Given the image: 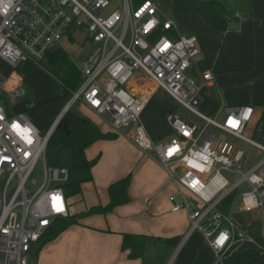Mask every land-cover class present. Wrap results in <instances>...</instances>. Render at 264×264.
Returning <instances> with one entry per match:
<instances>
[{
  "label": "built area",
  "instance_id": "obj_1",
  "mask_svg": "<svg viewBox=\"0 0 264 264\" xmlns=\"http://www.w3.org/2000/svg\"><path fill=\"white\" fill-rule=\"evenodd\" d=\"M109 7V0H0V61L14 71L41 66L55 51L65 53L63 41H77L79 30L85 32L84 41L96 44L84 62L73 63L82 83L45 132L26 112L13 114L25 91H9L0 77V264H29L33 246L70 214L66 168L44 166L43 181L34 192L28 183L75 102L113 133L130 129L129 137L143 153L154 151L175 185L168 198L171 211L186 212L190 232H201L218 260L243 244L264 252L258 238L249 237L229 216L233 208L255 212L264 225V122L254 121L251 105L227 107L222 122L199 112L202 88L214 85L213 71L197 67L198 37L182 35L156 0H122L121 10L105 14ZM192 69L198 77L190 75ZM139 74L202 123L176 111L168 117L175 136L154 143L141 121L147 98L132 84ZM247 131L262 142L248 137ZM231 139L260 152L261 158L247 171L250 162ZM224 173L237 178L230 183ZM225 205L229 213L221 211ZM259 239L264 241V231Z\"/></svg>",
  "mask_w": 264,
  "mask_h": 264
},
{
  "label": "crops",
  "instance_id": "obj_2",
  "mask_svg": "<svg viewBox=\"0 0 264 264\" xmlns=\"http://www.w3.org/2000/svg\"><path fill=\"white\" fill-rule=\"evenodd\" d=\"M200 1L185 0L191 22L186 20L178 25L173 19L182 35L194 34L199 39L201 54L195 62L197 67L209 66L213 71L214 85L202 88L199 107L207 117L218 121L224 118L227 107L251 105L255 109L254 121L263 122L264 0H219L227 10L233 11L229 12L232 18L226 32H220L204 21L197 11ZM173 10L180 19L177 8L173 7ZM22 68L27 67L17 71ZM11 72L14 73L12 69ZM190 75L198 77L195 69L190 71ZM132 84L135 92L146 98L161 90L141 74ZM161 97L170 104L166 113L170 115L176 102L163 90ZM97 127L102 132H112L100 121ZM170 129L168 134L174 137L175 132ZM165 139L159 137L154 140L163 143ZM103 141H97L85 151L87 159L97 155L100 158L90 171L91 179L82 180L81 193L74 197L76 203L80 202L79 208L70 215L82 217L78 224L44 245L35 264H142L139 259H128L127 253L121 250L122 234L127 233L160 238L168 251L162 264H224L218 260L201 232H190L186 212L171 211L168 198L175 192V185L157 160L124 138L113 142ZM117 141L122 145L120 148L114 145ZM111 148L115 149L114 156L108 154ZM128 175L131 177L127 190L128 203L116 207L107 215L85 214L90 210L88 208L106 205L109 202L107 189L110 184ZM71 198L70 207L73 203ZM86 199H89L88 202ZM73 241H78L80 246L70 247ZM230 250L258 252L238 264H264V252L248 244L234 246Z\"/></svg>",
  "mask_w": 264,
  "mask_h": 264
},
{
  "label": "rangeland",
  "instance_id": "obj_3",
  "mask_svg": "<svg viewBox=\"0 0 264 264\" xmlns=\"http://www.w3.org/2000/svg\"><path fill=\"white\" fill-rule=\"evenodd\" d=\"M109 1H110V7L105 12V14L122 9V0H109ZM156 1L158 2V5L161 8V10L169 18L175 19V21L178 22V25H182V23L186 20H189L191 22V18L188 12L189 7L186 6L185 0H156ZM201 1H207V0H201ZM173 7L177 8V11L180 14V19L177 17V14L173 10ZM233 8L235 9L237 8V6H233ZM227 11L230 13L233 12L229 10ZM84 33H85L84 31L79 30V32H77L76 34L78 35V38L77 41L75 42H70L67 39L63 41L65 53L69 57L70 61L72 63H76L77 65L84 62V60L87 59V57L91 55L94 49L96 48V44L90 43L86 40L84 41L83 38ZM45 62L46 61L42 62V66L35 65L32 67H28L29 69L22 68L20 71L13 70L14 73L11 72V69L9 67L5 66L4 64H0V76L2 79L6 80L9 91L23 89L26 94L24 98L18 100L17 104L13 106L12 108L13 114L21 113L30 107H34L37 110V114L33 116V114L28 115V113H26V115L29 118V120L32 122V124L40 132H45L47 130L54 115L71 98V96L67 100L63 98V87L53 76L50 75L49 71H47L43 67ZM141 76L143 75L141 74ZM161 94H162V89L157 90L155 93H152L151 96L147 98V103L145 106V110L142 114L141 121L146 133L152 140L159 137H164L166 139L163 141V143H166L172 138L171 134H168L169 132H171V129L170 126H168L169 115L166 114L170 104L167 103V101L161 97ZM71 109L77 112V117L80 120L89 121L94 126L99 125L98 119L94 117V115L89 110H87L84 107H81L79 102H75L72 105ZM173 109L174 110L171 114L177 111L179 115L188 118L191 122L202 123L201 120L196 118L193 114H191L184 108H179L177 103L176 105L174 104ZM198 110L200 113L205 115L200 107ZM222 120L223 118L218 119L219 122H222ZM263 122H264V111H263ZM128 130L124 133L119 134L115 140H118L119 138L120 139L124 138L130 144H132L134 147L140 150L129 137ZM246 135L252 138L254 141L260 143L262 142L258 137L252 136L250 131H247ZM115 140H111V141L105 140L103 142H113ZM230 141L237 149L243 151L247 159L249 160L250 164L248 168L245 169V171H247L251 166L257 163L258 160L261 158L260 152L250 144L235 139H231ZM153 142L156 143L155 140ZM94 145L95 144H92L90 147H88V149ZM114 145L118 148L122 146L121 143H119V141L114 142ZM114 151L115 149L111 148L108 154L114 156ZM148 153L151 155L153 159L157 160L153 150L148 151ZM44 166L47 168H54V167L66 168L69 172V183H76L82 181L88 178L89 176L87 173L78 172L75 170L69 149H63L59 151L56 148L47 147L46 152L44 154V163H41L37 166L35 173L31 177L30 182L28 183V186L33 190V192L38 189V187L41 185L43 181ZM224 175L228 178L230 183H233L237 178L235 174L224 173ZM172 192L173 190L170 191V193ZM74 197L75 196L71 198V200H73V203L71 204L70 207L71 214H73L74 211L78 210L79 208L78 204L80 203V202L76 203L74 201L75 200ZM88 200L89 199H86V202H88ZM91 200L92 199H90V202ZM80 207H83L84 209L83 205H80ZM229 216L236 224L244 226L246 234L249 237L260 238L262 236L264 231V225L261 215H258L255 212H251V213L240 212L236 208H233L229 213ZM72 246L78 248L80 246V243L78 241H73L70 244V247ZM29 264H35V261L32 258H30Z\"/></svg>",
  "mask_w": 264,
  "mask_h": 264
},
{
  "label": "trees",
  "instance_id": "obj_4",
  "mask_svg": "<svg viewBox=\"0 0 264 264\" xmlns=\"http://www.w3.org/2000/svg\"><path fill=\"white\" fill-rule=\"evenodd\" d=\"M197 11L208 25L220 32L228 31L230 15L221 2L217 0L200 1ZM40 65L42 66V63ZM43 67L63 87V98L65 100L69 99L72 92H75L82 83L80 74L67 54L62 51L51 53ZM26 113L28 115L33 114L34 116L37 114V110L31 107ZM64 119H66V127L61 128L60 125L57 127L48 147L56 148L59 151L69 149L75 170L87 173L89 176L86 180H90V171L97 164L100 156L97 155L95 158L87 159L85 155L86 149L99 140H115L118 134L102 132L97 126L92 125L91 122L80 120L77 117V112L72 109L66 113ZM81 183L82 181L68 183L65 186V193L68 200L70 197L81 193ZM129 185V175L110 184L107 189L109 202L106 205H98L91 208L86 215H107L116 207L128 203L129 197L127 190ZM220 209L224 213L230 212L227 205ZM81 217V215L75 216L69 214L66 219L57 220L38 243L33 246L31 258L36 261L37 255L44 245L54 240L66 229L78 224V220ZM258 241L264 250V241L259 238ZM121 250L127 253L128 259H139L142 261V264H162L168 253L160 238L130 233L122 234ZM256 254H258L256 250H248L243 253L231 252L230 250L224 254L221 260L224 264H238Z\"/></svg>",
  "mask_w": 264,
  "mask_h": 264
},
{
  "label": "snow or ice",
  "instance_id": "obj_5",
  "mask_svg": "<svg viewBox=\"0 0 264 264\" xmlns=\"http://www.w3.org/2000/svg\"><path fill=\"white\" fill-rule=\"evenodd\" d=\"M139 14V13H138ZM230 123L233 125V126H236V123L237 122H235L234 120H232L231 118H230ZM170 152H171V150H170ZM57 211H60L61 210V208L59 207V206H57V209H56Z\"/></svg>",
  "mask_w": 264,
  "mask_h": 264
},
{
  "label": "water",
  "instance_id": "obj_6",
  "mask_svg": "<svg viewBox=\"0 0 264 264\" xmlns=\"http://www.w3.org/2000/svg\"><path fill=\"white\" fill-rule=\"evenodd\" d=\"M61 128H65L66 127V119H64L61 124H60Z\"/></svg>",
  "mask_w": 264,
  "mask_h": 264
}]
</instances>
